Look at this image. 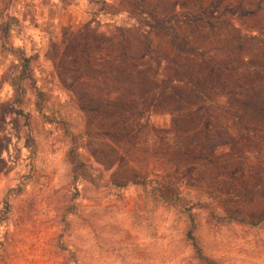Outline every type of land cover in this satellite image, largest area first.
Returning a JSON list of instances; mask_svg holds the SVG:
<instances>
[{"label": "rangeland", "instance_id": "374dc122", "mask_svg": "<svg viewBox=\"0 0 264 264\" xmlns=\"http://www.w3.org/2000/svg\"><path fill=\"white\" fill-rule=\"evenodd\" d=\"M0 264H264V0H0Z\"/></svg>", "mask_w": 264, "mask_h": 264}, {"label": "trees", "instance_id": "16d2710c", "mask_svg": "<svg viewBox=\"0 0 264 264\" xmlns=\"http://www.w3.org/2000/svg\"><path fill=\"white\" fill-rule=\"evenodd\" d=\"M189 236L193 239V245L197 248V251H199V248L197 247L196 241L194 240L193 236L191 234Z\"/></svg>", "mask_w": 264, "mask_h": 264}]
</instances>
